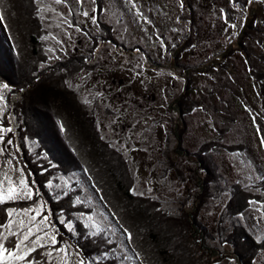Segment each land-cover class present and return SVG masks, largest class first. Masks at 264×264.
I'll return each mask as SVG.
<instances>
[{"label":"rangeland","instance_id":"1","mask_svg":"<svg viewBox=\"0 0 264 264\" xmlns=\"http://www.w3.org/2000/svg\"><path fill=\"white\" fill-rule=\"evenodd\" d=\"M239 1L247 3V0ZM97 2L83 0L81 5L78 0H66V3L62 0L60 4L56 0H38L39 19L48 31L44 40L48 56L46 64L66 62L76 56L89 59L92 53L90 60L76 64L77 68L85 66L89 71L70 77L67 80L68 88L76 93L79 102L85 106L86 109L83 110L92 119L93 131L99 140L107 142L127 163L128 176L135 180V193L156 199L170 214L183 217L182 211L191 210L197 201L195 196L198 193V179L194 167L198 161L196 153L203 152L202 162H210L206 165L211 167L214 163L217 164L220 175L227 182L219 178L212 187L216 199H207L198 211L200 223L208 228L212 226L210 232L214 240L207 247L222 249L213 226L220 219L225 203L231 199L230 182L237 180L247 185L250 181L260 180L264 175V145L261 144L264 139V120L260 115L261 103L257 88L253 79L248 76V62L243 53L245 51L249 54V64L255 71L264 73V63L258 60L264 51V0H256L247 6L223 0L215 7L208 0ZM133 3L135 7L132 6ZM189 6H193L192 9H186ZM84 11L89 13L87 18L83 15ZM101 24H106L110 31L103 30ZM231 25H235V28ZM245 32L250 33L249 38L245 37ZM164 41H167L165 45L169 44L167 48L174 43H202L201 46L208 47L209 54L206 57L200 54L199 59L192 60L191 68H187L191 48L182 55L181 60L172 64L167 58L173 60L174 57L167 52ZM240 42L245 47L244 50ZM160 46L163 53L159 51ZM233 48L238 51L224 59L223 55ZM181 61L183 65L179 66ZM164 64L168 67H163ZM172 65L175 69H168ZM202 69H206L203 74ZM188 77L192 78L191 84L203 92L201 95L212 94V116L201 117L199 113L194 116V120L188 122L182 137V147L190 155H178L175 132L182 128L171 120L167 107L168 104L176 106L182 84L186 83ZM0 91L5 97L3 110L10 118L4 120V115L0 116V125L13 128L11 134L18 146L21 138L18 128L22 119L24 122L25 115L16 112L15 104L6 102L9 99L5 89ZM221 129L226 130L223 143L246 145L247 150L241 156L224 150L218 151L219 149H205L208 141L214 138L217 140L215 131ZM11 134L7 138L11 139ZM0 146L13 159V164L9 165V157L0 156V172L9 170V174L17 180L19 170L23 169L22 162L39 160L36 149L30 143L26 155L20 149L17 151L15 146H8L6 143ZM173 165L181 173L171 170ZM12 168L17 171H10ZM41 174L42 172L36 173L37 176ZM24 177L29 181L30 172L24 171ZM49 181L51 187L47 186ZM49 181L43 182V190L41 183L33 186L39 197L43 191L56 201L76 183L81 192L76 196V202L84 203L92 209L90 215H80L79 221L84 224L85 217L92 216L100 225L102 233L108 235L111 242L117 243L118 252L126 256L125 260L133 261L127 241L125 242L121 231L98 201L99 193L89 187L81 174H56ZM218 186L221 191L217 190ZM41 203L38 200L37 205ZM262 211L263 206L253 204L242 217L240 215L237 218L239 224L245 226L256 241L264 238ZM43 212L45 213V205ZM238 220L234 223L238 224ZM50 223L54 225L52 219ZM68 252L70 264H76L81 256L73 255L77 251L72 246L68 248ZM224 258L214 256L212 263L229 264V260ZM63 259V256L58 259L54 257V263L59 264ZM254 261L255 264H264V251L257 257L255 255Z\"/></svg>","mask_w":264,"mask_h":264},{"label":"trees","instance_id":"2","mask_svg":"<svg viewBox=\"0 0 264 264\" xmlns=\"http://www.w3.org/2000/svg\"><path fill=\"white\" fill-rule=\"evenodd\" d=\"M221 1L223 0H208L213 7ZM231 1L240 3L239 0ZM254 1L252 0L251 3L249 0L247 3L242 1L240 4L247 6V4H253ZM37 2L38 0H0V84L9 85V88L5 89L6 97L9 99L6 102L10 105L15 104L16 112L25 115L24 122L22 119V124L18 128L21 137L18 141L20 152L26 155L30 143V146L36 149V155L38 153L39 156L38 162H22L21 167L24 171L30 172L31 187L41 183L42 190L43 182H48L56 174H81L88 180L94 191L99 193L98 201L113 219L116 228L121 231L125 242L127 241L129 254L130 256L132 254L134 259L132 262L126 261V256L118 252L116 242L107 243L110 237L105 233L101 232L97 237L87 234L83 223L79 221V216L81 213L84 216L90 215L92 209L84 203L76 202V196L81 193L76 183L56 201L53 200V196L43 191L40 192V197L37 193L34 197L36 204L38 200H41L45 205V213L50 214V219L59 230L60 244L58 246L65 243L71 245L84 259L85 264H124L125 262L126 264H213L214 256H222L227 260L231 258L238 264H253L255 255L257 257L261 251H264V238L261 243H257L247 228L239 224L238 217L250 209L253 204L263 206L262 214H264V175L260 180L250 181L247 185L237 180L230 182L231 199L226 200L220 219L213 226L215 227L213 230H216L218 234L216 239L219 240L222 249L207 247L209 242L214 240L210 232L212 226L208 228L202 222L200 223L199 207H202L207 199H216L217 196L213 193L212 187L216 185L219 178L223 179L217 164L212 162L214 165L210 167L206 165L210 162H202L203 152L196 153L198 161L194 165L198 179L196 182L198 193L195 196L197 201L191 210L182 211L184 212L183 217L170 214L163 209L159 201L152 197L133 194L130 190L135 187V180L128 176L127 163L107 142L99 140L93 131L92 119L83 110L86 109L85 106L81 101L79 102L76 93L67 85V80L73 75L89 71L85 66L77 68L76 64L90 60L92 53L89 59L76 56L66 62L47 65L48 56L45 53L47 46L44 40L48 31L39 19L40 9ZM192 7L189 6L186 9H192ZM106 26V24H101L103 30L110 31V28ZM249 34L245 32V37L249 38ZM166 42L164 41V45ZM201 44L193 41L188 45L174 43L170 48H167L169 45L167 44L165 45L167 52L174 57L173 60L167 59L175 64L176 61L181 60L187 50L192 48L191 58L187 61L188 68L193 59H199L200 54L204 57L209 54L208 47L201 46ZM240 46L243 50L245 49L242 42ZM159 51L162 52V46ZM237 51L238 49L235 48L230 49L223 55V58L233 56ZM243 53L248 62V76L253 79V84L257 88L258 99L261 103L260 115L264 120V73L255 71L249 64V54L245 51ZM258 60L264 63V51ZM181 62L179 66L183 65V61ZM163 67H168V65L164 64ZM173 67L174 65L168 69L174 70ZM187 68L184 69L187 71ZM205 70L202 69V74ZM188 78L186 83L182 84V91L176 100V106L168 104L167 107L171 120L175 121L177 126L181 125L182 128L175 132L178 155L182 153L190 155L182 147V137L186 132L188 122L194 120L199 113L201 117L212 116L210 98L212 94L201 95L203 92L198 91L194 84H191V77ZM37 90L41 92L37 93ZM14 101L18 102L14 103ZM19 118L21 120L20 116ZM6 119L10 118L9 114L4 111V120ZM215 133H217V140L214 138L208 141L205 149L224 150L238 156L247 150L246 145L242 143L230 145L223 143L226 130H216ZM13 138L11 134V139ZM14 146H17L15 141ZM173 169L178 174L181 173L180 170L177 171L175 165L171 167V170ZM39 172L42 174L37 176L36 173ZM217 190L222 189L218 186ZM249 201L253 203L249 204ZM7 206L20 208L35 205L31 201H20ZM61 215L71 220L78 228L76 235L69 234L61 228L57 219ZM6 219L5 206H0V222ZM236 220L238 224L234 223ZM127 233L131 234L130 240ZM225 241L227 244L224 243ZM40 251L43 250L38 249V252ZM33 255L36 257V254ZM37 258L47 264L46 257Z\"/></svg>","mask_w":264,"mask_h":264},{"label":"snow or ice","instance_id":"3","mask_svg":"<svg viewBox=\"0 0 264 264\" xmlns=\"http://www.w3.org/2000/svg\"><path fill=\"white\" fill-rule=\"evenodd\" d=\"M61 2L62 0H56L57 4ZM64 2L66 3V0ZM251 2L252 0H249V3ZM78 3L82 5L83 0H78ZM132 6L135 7V4L133 3ZM221 12L223 13V9H221ZM83 15L87 18L89 13L84 11ZM94 20L95 18H93ZM225 20L227 21L226 14ZM231 27L234 29L235 25H231ZM7 88H9L7 83L0 85V89ZM4 104L5 97L2 91H0V116L4 115ZM61 131H63V128H61ZM11 133H13L12 127L0 125V145L6 143L8 146H14V141L7 138ZM261 144L264 145V139L261 140ZM19 147L16 146L17 151ZM0 156H8L7 163L9 165L13 164L11 154L6 152L2 146H0ZM10 171L15 172L17 169L12 168ZM47 186L51 187L50 181ZM130 191L136 194L134 188ZM35 196L36 191L31 187L29 181L25 179L23 169L19 170L18 180L9 174V170L0 172V206H5V215L7 217L6 221L0 222V262L2 264H44V261L37 257H46L47 264H54V257L58 259L63 256L64 259L59 261V264H70L67 257L69 256L68 248L71 245L65 243L58 246L60 244L58 237L59 230L55 225L50 223L49 214L43 212L42 203L36 204ZM20 201H31L35 206L20 208L7 206ZM252 203V201H249V204ZM80 215L84 216L83 213ZM240 215L242 217V214ZM57 219L61 228L67 233L72 235L78 233V228L74 226L71 220L66 219L63 215L57 217ZM85 221L83 228L87 230L89 236L97 237L102 232L100 225L95 222L92 216L85 217ZM127 236L130 240L131 234L127 233ZM261 242V240H257V243ZM107 243H111V241H107ZM224 243L227 244V241ZM38 249H42L43 251L38 252ZM33 254H36V257ZM73 255L79 256V253L76 252ZM76 264H85L84 259H77ZM229 264H235V261L229 258ZM253 264H255V261H253Z\"/></svg>","mask_w":264,"mask_h":264},{"label":"bare ground","instance_id":"4","mask_svg":"<svg viewBox=\"0 0 264 264\" xmlns=\"http://www.w3.org/2000/svg\"><path fill=\"white\" fill-rule=\"evenodd\" d=\"M94 39H95V38H94ZM82 57H84V56H82ZM35 71H36V70H35ZM39 71H40V70H39ZM263 76H264V75H263ZM45 82H46V80H45ZM45 84H46V83H45ZM32 87H33V86H32ZM32 87H31V88H32ZM70 91H71V90H70ZM260 200H261V199H260Z\"/></svg>","mask_w":264,"mask_h":264}]
</instances>
